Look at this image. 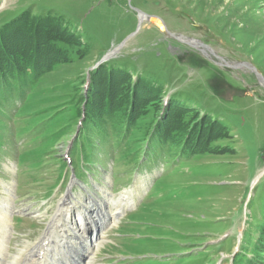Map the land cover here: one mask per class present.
I'll return each mask as SVG.
<instances>
[{
	"label": "rangeland",
	"instance_id": "1",
	"mask_svg": "<svg viewBox=\"0 0 264 264\" xmlns=\"http://www.w3.org/2000/svg\"><path fill=\"white\" fill-rule=\"evenodd\" d=\"M38 20L71 44L37 80L0 79L11 254L67 199L73 220L122 209L76 228L105 236L96 264H264V0H0V33Z\"/></svg>",
	"mask_w": 264,
	"mask_h": 264
},
{
	"label": "bare ground",
	"instance_id": "2",
	"mask_svg": "<svg viewBox=\"0 0 264 264\" xmlns=\"http://www.w3.org/2000/svg\"><path fill=\"white\" fill-rule=\"evenodd\" d=\"M141 19L144 21V16ZM157 24L161 31H165L162 23L159 22ZM184 41L187 40L184 39ZM192 46L201 50L200 43L197 41L193 42ZM206 55H208V52H206ZM124 198L121 199L119 204L124 206L127 205L126 208H133V202L129 201L128 198ZM67 203V199L63 200L52 222L49 223V227L46 230L44 237L39 243L35 244L25 254H23L24 249L19 250L17 254H11L8 236L10 233V216L14 213V208L11 202H7L0 210V264H81L80 258L75 259L74 255H80L85 251H83L84 249L82 250L78 246L77 241L73 239L76 238L82 240L86 235H84L83 232L80 234L76 228L81 227L83 229L90 230V225H92L93 227L102 229L103 231L109 224L116 225L118 218L123 215L121 208L112 214H108L106 211H100L99 209L97 211L95 208H90L92 206L89 205L84 207V210L82 209L83 211L80 213V219L73 220L70 213L72 210V208H70L72 207V204ZM89 211L92 213L91 215L87 214ZM57 229H59L58 234ZM89 237H91V240H88L89 244L86 245L85 250L88 248L95 251V256H89L87 264H96V255L106 243L104 241L105 236H98L96 234L92 236L90 235ZM71 258L75 259V263L71 261Z\"/></svg>",
	"mask_w": 264,
	"mask_h": 264
},
{
	"label": "trees",
	"instance_id": "3",
	"mask_svg": "<svg viewBox=\"0 0 264 264\" xmlns=\"http://www.w3.org/2000/svg\"><path fill=\"white\" fill-rule=\"evenodd\" d=\"M16 25L0 33V79L15 85L22 77L37 80L51 71L60 61L56 43L71 44L56 24L38 20L29 29Z\"/></svg>",
	"mask_w": 264,
	"mask_h": 264
},
{
	"label": "water",
	"instance_id": "4",
	"mask_svg": "<svg viewBox=\"0 0 264 264\" xmlns=\"http://www.w3.org/2000/svg\"><path fill=\"white\" fill-rule=\"evenodd\" d=\"M139 13V16H140V21L141 22H143L142 21V17L144 16V20H150L151 18H153L152 16H149V15H146V14H144V13H142V12H138ZM162 23H163V21L162 20H160ZM164 28H165V31H166V33L170 36V37H172V38H175L176 40H178L179 42H181V43H183V44H186V45H188V46H190V47H194V46H192V43L193 42H196V41H193V40H188V41H184V37H182V36H176V35H174V34H172V33H170L169 32V30L166 28V26H164ZM186 40V39H185ZM198 42V41H197ZM200 43V42H199ZM194 48H196V49H199V48H197V47H194ZM200 48H201V52L205 55V56H208V55H206V52H209L210 51V53H211V57H214L216 60H219V61H224L222 58H220V57H218L217 55H216V53L211 49V48H209L208 46H206V45H204V44H202V43H200ZM200 50V49H199ZM210 56H208V58H209ZM229 64V63H228ZM229 67H231V68H233V69H238V68H245V67H250V65H248V64H245V63H241V64H236V65H231V64H229ZM263 81V80H262ZM264 82V81H263Z\"/></svg>",
	"mask_w": 264,
	"mask_h": 264
},
{
	"label": "flooded vegetation",
	"instance_id": "5",
	"mask_svg": "<svg viewBox=\"0 0 264 264\" xmlns=\"http://www.w3.org/2000/svg\"><path fill=\"white\" fill-rule=\"evenodd\" d=\"M157 19H158L159 21L162 20V19H160V18H158V17H157ZM150 20H151V19H150ZM162 21H163V20H162ZM160 22H161V21H160ZM161 23H162V22H161ZM162 24H163L164 26H166L165 23H164V21H163ZM165 32H166V31H165Z\"/></svg>",
	"mask_w": 264,
	"mask_h": 264
}]
</instances>
